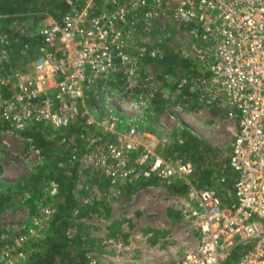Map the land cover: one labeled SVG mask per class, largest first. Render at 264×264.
Masks as SVG:
<instances>
[{
    "label": "built area",
    "instance_id": "built-area-1",
    "mask_svg": "<svg viewBox=\"0 0 264 264\" xmlns=\"http://www.w3.org/2000/svg\"><path fill=\"white\" fill-rule=\"evenodd\" d=\"M61 1L62 11L29 12L38 24L26 34L37 39L28 66L12 63L9 39L0 37V127L13 133L39 125L51 137L62 132L67 161L90 165L112 183L183 184L179 209L196 241L179 260L154 264H225L237 246L241 253L227 264H264V0ZM170 23L189 28L204 70L179 85L207 101L223 100L236 123L228 201L218 186L196 185L191 161L160 152L166 135L140 129L115 107L116 100H151L156 86L143 58L164 56L150 32ZM29 47L25 42L20 51ZM108 77L116 91L102 83ZM94 81L102 97L89 92ZM64 132H73L76 142ZM40 212L47 219L52 208L42 204ZM28 235L1 248L0 263L23 255ZM87 264L114 263L89 255Z\"/></svg>",
    "mask_w": 264,
    "mask_h": 264
},
{
    "label": "rangeland",
    "instance_id": "rangeland-1",
    "mask_svg": "<svg viewBox=\"0 0 264 264\" xmlns=\"http://www.w3.org/2000/svg\"><path fill=\"white\" fill-rule=\"evenodd\" d=\"M47 1L31 0L29 12L36 11L33 6L57 9ZM37 24L34 13L0 22V37L7 35L11 41L8 33L29 34ZM150 34L153 43L164 53L178 61L187 59V63L170 71L168 63L157 64L155 58L144 57L143 63L156 86L154 94L148 104L133 105L116 100L117 111L140 129L166 135L168 143L159 149L162 154L189 160L195 165L189 153L179 154L174 146L182 144L185 130H190L207 150L206 158L200 160L205 169H210L206 180L231 192L234 173L227 166V158L236 123L229 116V106L223 100L207 101L193 89L186 88L188 85H179L180 74L191 77L204 71L193 56L194 39L187 26L172 23L155 26ZM21 53L20 58H12V63L28 66L27 52ZM101 81L108 90L116 91L110 77ZM95 83L89 92L102 97L99 84L94 87ZM64 133L69 134V142H76L73 132ZM67 153V145L59 138L53 140L43 128L10 133L0 127V193L8 195L0 207V249L12 245L19 234H29L21 245L23 255L12 256L9 260L13 261L0 264H22L28 251L43 250L34 243L48 235L53 216L60 211L66 193L69 169L77 165L61 161L63 155L66 159ZM59 157L61 162L48 179L45 175L49 170L48 162ZM197 169L194 178L201 181V172ZM52 182L56 184L55 191ZM205 183L208 185L207 181ZM71 193L77 205L71 211L68 233L77 235L75 238L85 248L87 257L95 256L114 264L174 262L196 241V230L182 218L179 209L184 194L179 186L165 187L156 181L112 183L98 170L84 164L77 166ZM42 204L52 208L47 219H43L40 212ZM28 228L34 229L29 232ZM74 254L75 250H68L63 257Z\"/></svg>",
    "mask_w": 264,
    "mask_h": 264
},
{
    "label": "trees",
    "instance_id": "trees-1",
    "mask_svg": "<svg viewBox=\"0 0 264 264\" xmlns=\"http://www.w3.org/2000/svg\"><path fill=\"white\" fill-rule=\"evenodd\" d=\"M31 0H0V13H6V16H2L0 18V22L7 23L12 18H17L19 16H27L29 15V2ZM48 4L52 6H56L58 11H62L66 8L65 4L61 0H48ZM32 9H40L39 6H33ZM10 32V30H8ZM8 36L11 38V41H9V49L10 53L12 55L13 59L20 58L22 56V53L20 49L23 46V43L28 42L30 44L29 50L27 51V57L30 58L33 52V49H35V45L37 43V39L27 36L26 34H18L16 32H10L8 33ZM17 38V39H16ZM17 62V61H16ZM155 62L157 64L160 63H168L167 67L168 70L172 71L175 67L179 65V67L183 66L187 63V59H180L175 60L173 59L172 55H168L167 53H164V56L162 58H155ZM18 63V62H17ZM182 78L189 79L190 76L186 74H180L178 76L177 80H181ZM187 86V85H185ZM188 88V86L186 87ZM31 128H42L39 125H33ZM62 132H59L56 136L51 137L53 140L59 138L60 134ZM185 140L182 144L177 145L174 144L178 148V153H189L193 160H195V171L196 169L199 170L200 173V179L201 181H197L194 178V182L197 186L204 187V186H211L214 184V182H209L206 180V175L209 173L210 169H205L203 164H201L200 160H204L206 158V152L204 145L202 144L200 138L196 136L194 133H192L190 130H185ZM41 149V148H40ZM43 149V148H42ZM171 157V156H170ZM229 157V155H228ZM173 159H176L172 157ZM59 158L52 159L51 162H48L49 170L45 174L46 177L49 179L52 177V171L56 166H59L61 161L66 162L67 157L65 159L64 155L61 157V161H58ZM227 166L228 164V158H227ZM230 168V167H229ZM77 165H72L69 169V173L67 174V189L65 196L63 200L61 201L60 205V211L58 213H55L53 216V219L51 221V226L49 229V233L45 238L38 239L34 245H39L40 248L43 250H31L28 251L27 257L23 260L22 264H87L88 257L85 253V248L81 247L79 242H77V235L71 236L68 233V227L72 223V210L77 205V201L72 196L71 189L73 187V179L74 175L76 174ZM231 169V168H230ZM232 170V169H231ZM233 171V170H232ZM39 176H37L38 178ZM205 181L208 182V185ZM27 183V182H26ZM25 183V184H26ZM144 183H148V181H144ZM179 188L184 189V185H178ZM176 187V186H175ZM223 188L218 189V192L221 196V198L225 201H228L231 199L232 191L231 192H225L222 190ZM8 198V195H2L0 193V207L4 203V201ZM33 247V246H32ZM68 250H75V254L73 256L63 257V254ZM241 246H237L233 248L231 251V254L228 256V258L224 261L225 264L230 263L234 261L238 255L241 253Z\"/></svg>",
    "mask_w": 264,
    "mask_h": 264
}]
</instances>
